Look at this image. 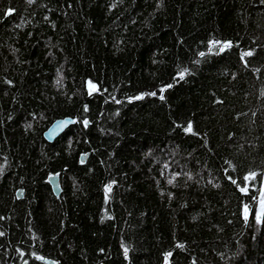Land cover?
<instances>
[{
	"label": "trees",
	"instance_id": "trees-1",
	"mask_svg": "<svg viewBox=\"0 0 264 264\" xmlns=\"http://www.w3.org/2000/svg\"><path fill=\"white\" fill-rule=\"evenodd\" d=\"M263 178L264 0H0V264H264Z\"/></svg>",
	"mask_w": 264,
	"mask_h": 264
},
{
	"label": "water",
	"instance_id": "water-1",
	"mask_svg": "<svg viewBox=\"0 0 264 264\" xmlns=\"http://www.w3.org/2000/svg\"><path fill=\"white\" fill-rule=\"evenodd\" d=\"M77 123V118L66 116L56 119L52 122V124L47 128L44 132V138L48 142H54L57 138H59L70 126ZM88 124V123H86ZM86 160V156L82 157V161ZM48 181L52 187V190L56 196H60L62 193V187L60 184V177L58 174L50 175ZM24 195V190L19 189L17 192V196L22 198ZM44 264H57L55 260L46 258V257H39L38 258Z\"/></svg>",
	"mask_w": 264,
	"mask_h": 264
},
{
	"label": "rangeland",
	"instance_id": "rangeland-1",
	"mask_svg": "<svg viewBox=\"0 0 264 264\" xmlns=\"http://www.w3.org/2000/svg\"><path fill=\"white\" fill-rule=\"evenodd\" d=\"M263 206H264V178H263V184H262L260 200H259V204H258V213H259V215H261V212L263 210Z\"/></svg>",
	"mask_w": 264,
	"mask_h": 264
},
{
	"label": "snow or ice",
	"instance_id": "snow-or-ice-1",
	"mask_svg": "<svg viewBox=\"0 0 264 264\" xmlns=\"http://www.w3.org/2000/svg\"><path fill=\"white\" fill-rule=\"evenodd\" d=\"M11 11L12 10H9V13H7V14H10L11 13ZM201 55H203V53H201ZM183 74H181V76H182ZM153 95H154V93H153ZM141 97H136V99H140ZM187 131H191V125H189L188 126V128L186 129ZM245 179H247V177L245 178ZM244 189H242V191H243Z\"/></svg>",
	"mask_w": 264,
	"mask_h": 264
},
{
	"label": "bare ground",
	"instance_id": "bare-ground-1",
	"mask_svg": "<svg viewBox=\"0 0 264 264\" xmlns=\"http://www.w3.org/2000/svg\"><path fill=\"white\" fill-rule=\"evenodd\" d=\"M259 219V218H258Z\"/></svg>",
	"mask_w": 264,
	"mask_h": 264
}]
</instances>
